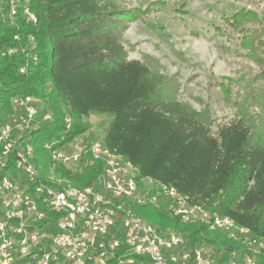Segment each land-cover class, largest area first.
I'll use <instances>...</instances> for the list:
<instances>
[{
    "label": "trees",
    "instance_id": "1",
    "mask_svg": "<svg viewBox=\"0 0 264 264\" xmlns=\"http://www.w3.org/2000/svg\"><path fill=\"white\" fill-rule=\"evenodd\" d=\"M8 2L0 0V121L13 114L11 99L18 95L32 96L52 112V121L32 131L29 140L42 176L50 160L43 144L70 141L87 130L83 117L103 115L108 118L104 144L122 154L140 177L173 186L264 236V137L240 120L212 133L200 111L163 96L159 74L126 58L117 23L141 18L142 10H121L116 0H16L10 17ZM25 7L35 22L24 15ZM260 41L252 37L244 44L254 51L252 44ZM66 114L71 128L64 132ZM82 164L79 172L61 167L53 174L87 186L102 163L87 153ZM134 211L158 228L189 234L193 243L217 250L240 246L224 232L182 223L152 206ZM258 263L264 264V253Z\"/></svg>",
    "mask_w": 264,
    "mask_h": 264
},
{
    "label": "built area",
    "instance_id": "2",
    "mask_svg": "<svg viewBox=\"0 0 264 264\" xmlns=\"http://www.w3.org/2000/svg\"><path fill=\"white\" fill-rule=\"evenodd\" d=\"M8 5L12 17L16 0ZM24 15L36 21L27 7ZM37 102L29 95L12 97L13 114L0 121V264H259L264 236L173 186L140 177L103 139L87 143L76 136L43 144L52 163L67 170L81 165L87 153L91 161H100L102 171L89 185L55 177V167L42 176L29 140L32 131L52 121V112ZM63 124L69 131V115ZM10 162L12 169H7ZM136 206H152L182 223L224 232L240 246L217 250L193 243L189 234L158 228L136 214Z\"/></svg>",
    "mask_w": 264,
    "mask_h": 264
},
{
    "label": "rangeland",
    "instance_id": "3",
    "mask_svg": "<svg viewBox=\"0 0 264 264\" xmlns=\"http://www.w3.org/2000/svg\"><path fill=\"white\" fill-rule=\"evenodd\" d=\"M116 2L121 10H142L141 18L120 20L117 27L126 58L146 63L162 77L164 97L200 111L214 134L240 120L264 137V0ZM252 37L255 43L261 39L252 44L254 51L244 44ZM82 121L88 127L77 137L102 140L106 116L89 114ZM84 164L70 167L71 172ZM54 167L64 168L49 160L46 176Z\"/></svg>",
    "mask_w": 264,
    "mask_h": 264
}]
</instances>
